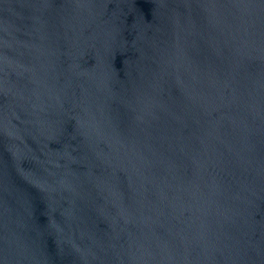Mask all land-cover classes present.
<instances>
[{"label": "water", "instance_id": "water-1", "mask_svg": "<svg viewBox=\"0 0 264 264\" xmlns=\"http://www.w3.org/2000/svg\"><path fill=\"white\" fill-rule=\"evenodd\" d=\"M0 264H264V0H0Z\"/></svg>", "mask_w": 264, "mask_h": 264}]
</instances>
